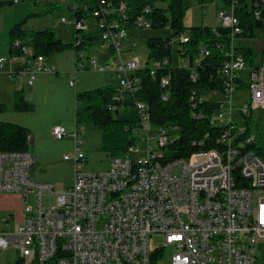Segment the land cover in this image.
<instances>
[{
    "label": "built area",
    "instance_id": "2783aa9c",
    "mask_svg": "<svg viewBox=\"0 0 264 264\" xmlns=\"http://www.w3.org/2000/svg\"><path fill=\"white\" fill-rule=\"evenodd\" d=\"M224 1L219 19L221 28L230 31L231 45L218 72L222 88L211 90L223 93L224 99L207 101L203 89L192 91L189 98L194 119L202 117L203 103L217 104L209 117L213 132L203 136L213 146L203 149L202 141L189 156L174 158L169 147L178 130L155 126L148 108L139 103L141 122L133 131L132 144L122 155L110 158L104 171L86 169L82 129L75 127V150L64 156L74 178L62 192L53 184L33 180L35 160L30 152L0 153V194L22 195L25 211L24 222L15 230L0 232V251L17 250V262L23 264H161L167 252L172 253L170 264H258L259 252L264 251V131L258 118L264 112V59L250 66L238 50L240 41L247 39H241L244 29L237 11L244 8L264 26V0ZM49 4H67L71 17L63 16L61 23L73 30L72 41L80 45L82 35H96L99 39L93 42L108 56L99 61L87 55V48L76 51L75 75L110 73L119 87L117 102L139 90L137 76L146 67L137 58L124 60L123 55L133 27H152L144 16L152 13L151 7L132 21L129 7L118 0H49ZM213 32L218 34L217 28ZM176 40L179 45L188 43L190 35L183 33ZM136 46L130 43L128 50ZM13 47L23 56L11 54L12 63L20 61L10 73L12 80L27 78L33 85L37 74H57L45 57L34 56L32 45L15 41ZM209 54L202 45L194 66L184 59V68L193 70V81H197L195 67ZM148 67L150 76L157 78L159 70L173 65L164 59ZM70 85L75 87L76 81ZM159 85L164 90L162 100L167 101L171 75L160 77ZM243 90L249 92L248 99L235 104L234 97ZM51 132L58 141L68 137L61 125ZM157 237L163 241L153 246Z\"/></svg>",
    "mask_w": 264,
    "mask_h": 264
},
{
    "label": "trees",
    "instance_id": "16d2710c",
    "mask_svg": "<svg viewBox=\"0 0 264 264\" xmlns=\"http://www.w3.org/2000/svg\"><path fill=\"white\" fill-rule=\"evenodd\" d=\"M245 1V0H244ZM125 2L129 7V14L132 21L143 15L146 7L152 8L151 14L144 16L151 21L152 29L161 30L168 24L172 31L171 38L153 37L147 40L149 58L146 68L138 73L141 80L137 92L130 94L123 102H117L119 94L117 85H106L100 88L76 94L75 123L77 126L92 124L101 131L102 150L110 157L122 155L129 145L132 144V134L139 127L141 115L138 112L137 104H144L148 108L151 122L155 126H168L178 130V137L175 138L169 147L174 158L187 157L200 148L199 142L203 141V149L213 146V142L203 140L206 132H213L210 127L209 117L215 110L216 103H203L199 109L200 119H194L192 109L189 107V98L192 91L196 89L216 90L222 88V80L218 75L222 64L226 61V53L231 45L230 31L217 28L218 34L209 27L185 28L183 21L189 9L182 0H169L168 6L157 4L156 0H118ZM246 3V2H244ZM0 5H3V3ZM46 11L53 10L52 4ZM169 14V15H168ZM241 20L244 33L241 39H255L256 30L263 28V24L255 20L254 16L244 8L237 11ZM25 21L16 25L11 30L10 54L22 57L20 50L13 47L15 41L32 45L34 56L50 57L55 53H62L74 49L75 52L84 50L93 41L99 39L96 35H82V42H64L57 36L53 29L41 31H26L23 29ZM190 34V42L180 44L179 55L183 59H189L194 66V60L200 55L202 45L209 51L202 65L195 67L197 81L191 79L193 70L190 68L169 67L159 70L157 78L150 76L149 65L153 61L168 59L172 63V38L183 33ZM227 50V51H226ZM238 50L244 54L246 62L253 66L256 64L257 54L253 46L241 45ZM167 74L171 75L170 96L167 101L162 100L164 90L159 85V79ZM118 108L113 111L112 108ZM14 111L17 113L34 112L35 106L29 101L24 89L15 93ZM5 110L0 105V112ZM30 131L28 128L0 120V153H21L30 151ZM17 264H23L19 260Z\"/></svg>",
    "mask_w": 264,
    "mask_h": 264
},
{
    "label": "rangeland",
    "instance_id": "374dc122",
    "mask_svg": "<svg viewBox=\"0 0 264 264\" xmlns=\"http://www.w3.org/2000/svg\"><path fill=\"white\" fill-rule=\"evenodd\" d=\"M46 0H41L34 3L33 0H23L22 3L16 5H0V58L8 59L11 44V30L21 22L25 21L23 29L26 31H41L53 29L57 36L64 42H72L73 30L61 23V18L71 17L67 10V4L52 5L53 10L46 11L50 8L49 5H44ZM169 1V0H167ZM157 1V4L168 6V2ZM49 3V0H48ZM189 7L183 24L185 28L192 27H209L221 28L222 22L219 19V11L226 7L224 0H187L184 2ZM51 9V8H50ZM169 15V14H168ZM264 29L256 31L257 37L254 42L250 40H241L239 46H253L259 62L264 59ZM189 35L191 31H187ZM259 32V33H258ZM172 31L169 24L161 30L152 29H131L129 38L125 43L126 52L123 55L124 60L137 58L142 61V65L146 67L149 58V48L147 40L153 37L171 38ZM177 37L172 38V65L175 68L187 66L186 61L179 55L180 45L177 42ZM137 43L133 50H128L130 43ZM84 50L87 55L97 57L99 61H104L108 58L106 51L100 48V44L95 42L92 46H88ZM50 68L56 69L60 77L52 79L49 76L38 75L35 82V88L28 87L27 81L23 83L15 78V85L22 86L25 89L26 95L33 96V104L35 105L34 112L12 113L5 117V121L12 122L24 126L30 130V139H35V142L30 145V152L36 160L48 162L50 166L45 169L36 167V174H45L49 177L51 183L56 186L57 191L63 190L65 186L70 185L73 180L74 170L69 162L64 161L66 154L73 153L74 142L64 139L58 141L55 137L47 132L43 127L46 123L59 122L67 131L71 132L77 126L75 123L76 109V94L100 88L106 85H116L117 80L110 77V73L100 74L93 71L80 73L81 82L76 89L69 87V81L74 78L73 72L75 68V50H67L62 53H55L46 58ZM152 63V62H151ZM41 89V95L35 94V90ZM248 91L243 90L238 92L234 97V103L240 104L243 100L248 99ZM49 96V99H48ZM203 97L207 101H221L224 99L223 93L207 90L203 92ZM31 100V101H32ZM5 106V105H4ZM4 112V111H3ZM6 114V113H5ZM258 118L262 124L264 131V112L258 114ZM82 129L81 135L83 138V150L87 155L86 169L88 171H104L109 167L110 157L102 150L101 131L92 124L77 126ZM151 145L156 147V142L152 141ZM162 153H164L162 151ZM39 169V170H38ZM11 211L13 214H20L23 208L22 198L15 197L10 201ZM5 212H0V230L4 228L2 218L7 216ZM162 237H157L153 240L152 245L161 244ZM171 252H167L166 259L161 264H170L169 257ZM18 251L10 249L8 251H0V264H17ZM264 251L259 252L258 264H264Z\"/></svg>",
    "mask_w": 264,
    "mask_h": 264
},
{
    "label": "crops",
    "instance_id": "0c3cea01",
    "mask_svg": "<svg viewBox=\"0 0 264 264\" xmlns=\"http://www.w3.org/2000/svg\"><path fill=\"white\" fill-rule=\"evenodd\" d=\"M39 1L41 0H33L34 3H38ZM23 2V1H22ZM21 2V3H22ZM45 6L46 5H49L48 3V0L45 1ZM73 36H74V33L72 34V39H73ZM9 52H10V48H9ZM10 58H11V54L9 55V58L6 59V62L4 64H1L0 63V105H5V110L1 111L0 112V120H3L5 121V117L7 115H12V114H8L7 112L11 111L12 113H14V99H15V93L18 91V90H21L23 89L22 86H17L13 83H15V79H11L10 78V73L11 71L19 68L20 66V61L18 62H15V63H12L10 61ZM3 59V58H0V60ZM74 63H75V60H74ZM48 66H49V63L47 62ZM34 66L37 67V65L34 63ZM75 69V68H74ZM57 72V71H56ZM38 75H45V76H49L50 78L52 79H56V81L58 80V78L60 77L59 73L57 72L56 75H49V74H37L35 76V79L34 81L36 82L37 80V77ZM73 75H74V79L72 81H69V87L72 88V89H76L77 86L79 85V83L81 82L80 80V74L78 75H75L74 72H73ZM111 77V75H110ZM112 78V77H111ZM26 81H28L27 78H25ZM76 81V86L75 87H71L70 83L73 82V81ZM35 82H33V85H28V82H27V86L28 87H32V88H35ZM20 83H23V80H20ZM25 91V89H24ZM41 89L37 88L35 90V94H38V95H41ZM26 94V93H25ZM79 94V93H77ZM29 101L33 104V96L30 95L28 97ZM48 99H49V96H48ZM32 100V101H31ZM36 104V103H34ZM33 104V105H34ZM35 106V105H34ZM36 109V108H35ZM6 113V114H5ZM9 121V120H8ZM57 125H61L63 126L62 124H60L59 122H51V123H46V125L43 127L47 132H51V129L52 127L54 126H57ZM64 127V126H63ZM67 130V129H66ZM72 130V129H71ZM70 131H67L68 133V137H66V139H70L72 140V142H74V139L72 137L73 135V132L74 130L71 132ZM30 131V130H29ZM31 138V136H30ZM31 140V144H33L35 142V139H30ZM74 150H75V143H74ZM30 152V151H29ZM74 152V151H73ZM31 153V152H30ZM32 154V153H31ZM72 154V153H70ZM67 155V154H66ZM35 162H34V168L32 170V178L34 181L38 182V183H51L52 180L49 179V177H46L45 174H36L37 173V165H38V168H42V169H45L47 168L48 166H50V163L48 162H41L39 159L36 160V158H34ZM39 170V169H38ZM73 178H74V175H73ZM73 183V180L71 182L70 185H67L65 186V188L63 190H60V191H57V188L55 186V190L57 192H62L64 190H66L68 187H70ZM17 197H21L22 198V201H23V208H22V212L20 214H13L12 211H11V206H10V201L12 198ZM0 212H5L7 213L8 215L5 217L2 218L1 222H2V225L4 226L3 229L0 230V232H4V231H13L15 230V228L17 227V225L21 224L24 222V219H25V211H24V198L22 195L20 194H0ZM10 218V220L8 221L7 219Z\"/></svg>",
    "mask_w": 264,
    "mask_h": 264
},
{
    "label": "bare ground",
    "instance_id": "6f19581e",
    "mask_svg": "<svg viewBox=\"0 0 264 264\" xmlns=\"http://www.w3.org/2000/svg\"><path fill=\"white\" fill-rule=\"evenodd\" d=\"M126 1V0H125Z\"/></svg>",
    "mask_w": 264,
    "mask_h": 264
}]
</instances>
